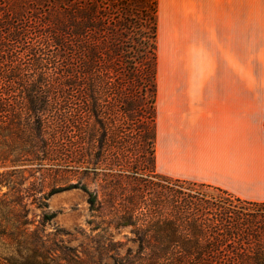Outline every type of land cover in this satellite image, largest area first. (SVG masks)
Returning a JSON list of instances; mask_svg holds the SVG:
<instances>
[{
    "label": "trees",
    "instance_id": "1",
    "mask_svg": "<svg viewBox=\"0 0 264 264\" xmlns=\"http://www.w3.org/2000/svg\"><path fill=\"white\" fill-rule=\"evenodd\" d=\"M157 11V0H0V145L10 128L21 156L46 141L56 173L99 172L101 200L71 187L90 212L111 208L93 230L131 228L137 264H264V203L155 170Z\"/></svg>",
    "mask_w": 264,
    "mask_h": 264
},
{
    "label": "crops",
    "instance_id": "2",
    "mask_svg": "<svg viewBox=\"0 0 264 264\" xmlns=\"http://www.w3.org/2000/svg\"><path fill=\"white\" fill-rule=\"evenodd\" d=\"M157 4V171L264 203V0Z\"/></svg>",
    "mask_w": 264,
    "mask_h": 264
},
{
    "label": "rangeland",
    "instance_id": "3",
    "mask_svg": "<svg viewBox=\"0 0 264 264\" xmlns=\"http://www.w3.org/2000/svg\"><path fill=\"white\" fill-rule=\"evenodd\" d=\"M165 74L159 77L157 47V84ZM4 135L0 145V263L7 259L16 264H74L75 254H79L86 264H92L88 262L90 256L101 258L100 264H118L106 256L119 254L133 260L131 264H137L131 228L111 225L106 232L93 230V224L105 226L111 208L104 204L90 212L87 195L71 187L79 181L101 200L103 182L99 172H87L83 176L68 170L56 173L57 161L50 155L53 144L38 142L31 148L32 154L21 156L19 148L27 149L28 145L14 143L10 128ZM155 170L159 173L156 166ZM152 181L158 182L155 177ZM54 188L60 190L50 194ZM51 213L54 216L48 218ZM91 239L105 244L112 240V244L97 251L91 248Z\"/></svg>",
    "mask_w": 264,
    "mask_h": 264
},
{
    "label": "bare ground",
    "instance_id": "4",
    "mask_svg": "<svg viewBox=\"0 0 264 264\" xmlns=\"http://www.w3.org/2000/svg\"><path fill=\"white\" fill-rule=\"evenodd\" d=\"M162 65L165 66V57H164V50L159 47L158 48V73L159 76L162 74Z\"/></svg>",
    "mask_w": 264,
    "mask_h": 264
}]
</instances>
